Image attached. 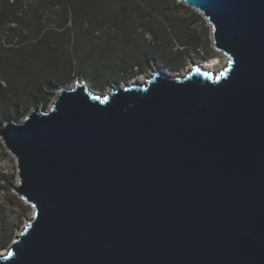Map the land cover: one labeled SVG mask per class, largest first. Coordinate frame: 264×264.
Returning <instances> with one entry per match:
<instances>
[{"label":"water","instance_id":"95a60500","mask_svg":"<svg viewBox=\"0 0 264 264\" xmlns=\"http://www.w3.org/2000/svg\"><path fill=\"white\" fill-rule=\"evenodd\" d=\"M219 72L61 87L0 126L34 209L0 264H264V0H179Z\"/></svg>","mask_w":264,"mask_h":264},{"label":"rangeland","instance_id":"374dc122","mask_svg":"<svg viewBox=\"0 0 264 264\" xmlns=\"http://www.w3.org/2000/svg\"><path fill=\"white\" fill-rule=\"evenodd\" d=\"M110 1L0 0V86L11 90L17 88L21 94L20 106L28 108L20 117L10 120L21 122L36 107L47 110L59 89L72 87L76 81H85L91 91L103 96L125 83H142L157 69L174 77L187 74L195 65L203 67L215 58L221 61L220 71L226 66L228 59L213 46L209 23L197 10L179 0L176 2L182 5L180 7L172 5L171 0H137L141 9L138 18L142 14L143 17L135 29L124 34L116 57L110 37L113 31L103 26L101 11H91V6L98 7L100 2L111 6ZM192 38L199 44V52L190 47L187 53L179 55V63H173L171 67L168 64L160 66L153 60L151 67L132 79L108 83L103 76L97 82L99 86L92 79L93 60L97 58L111 57L113 65L117 66L124 54L133 50L140 54L144 47L147 50L144 53L150 58L159 50L173 58ZM75 64L88 67L87 77L78 75ZM50 76L63 79V82L47 104L32 105L26 83ZM17 183L16 159L4 147L0 137V254L7 253L34 213L32 206L14 193L13 187Z\"/></svg>","mask_w":264,"mask_h":264},{"label":"trees","instance_id":"16d2710c","mask_svg":"<svg viewBox=\"0 0 264 264\" xmlns=\"http://www.w3.org/2000/svg\"><path fill=\"white\" fill-rule=\"evenodd\" d=\"M110 2L111 3L109 5L112 4L111 6L102 2L99 3L100 5H98V7L92 5L91 11H96L97 13L101 11L102 14H100L103 26H106L108 27V30L113 31L112 36L110 37L112 43H114L113 55L117 57L120 50L119 45L122 43L124 34L131 29L136 28L137 22L141 17H143V14L138 18V14H141V9H139L137 0H116L114 2L111 0ZM171 3L175 7L182 6L181 4H177L176 0H171ZM192 39L193 40H190V42L183 45V49H181L173 58H169L164 50H159L154 54L153 58H150V56L144 53L147 51L145 47L142 49V53L140 54L138 50H133V52L127 54L123 53L124 57L121 58V63L117 66L113 65L111 57L106 59L97 58L93 60L94 64L92 65L91 70L92 79L94 83H96V86H99L97 85V82L99 78L103 76L106 78V82L108 83L132 79L151 67L153 60H155V62L160 66L168 64L171 67V64L176 62L179 63V55L187 53L190 47L199 52V44L194 38ZM55 51H58L59 53V50ZM72 65L73 64H71V66ZM56 68L59 69L57 65ZM75 68H77L78 75L87 77L88 67L81 64H75ZM126 70H129V72ZM124 72H126V74ZM55 78V76L46 77L41 80L36 78V80L32 79L30 82L26 83V87L30 91V103L32 105L47 104L50 101L57 86L63 82V79L57 80ZM104 87L105 86H100V88ZM19 98L21 99V94L17 88L11 90L10 88L4 89L0 86V126L11 118L20 117L28 110V108H22L20 106Z\"/></svg>","mask_w":264,"mask_h":264},{"label":"bare ground","instance_id":"6f19581e","mask_svg":"<svg viewBox=\"0 0 264 264\" xmlns=\"http://www.w3.org/2000/svg\"><path fill=\"white\" fill-rule=\"evenodd\" d=\"M220 63H221V61L219 60V58H215V59H213L211 61V63H207L206 65H204L203 68H205V69H207V70H209L211 72H215L216 73V72H219L220 69H221L220 67H218V66H220ZM136 83H138V82H136ZM1 254L4 255L5 254V251L2 252Z\"/></svg>","mask_w":264,"mask_h":264}]
</instances>
